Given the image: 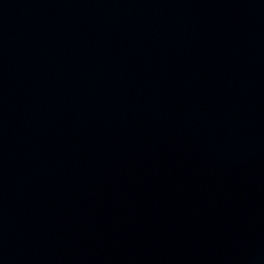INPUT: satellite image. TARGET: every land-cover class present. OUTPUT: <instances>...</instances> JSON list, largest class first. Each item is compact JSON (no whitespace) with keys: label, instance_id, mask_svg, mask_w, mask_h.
I'll return each mask as SVG.
<instances>
[{"label":"water","instance_id":"95a60500","mask_svg":"<svg viewBox=\"0 0 264 264\" xmlns=\"http://www.w3.org/2000/svg\"><path fill=\"white\" fill-rule=\"evenodd\" d=\"M0 264H264V0H0Z\"/></svg>","mask_w":264,"mask_h":264}]
</instances>
